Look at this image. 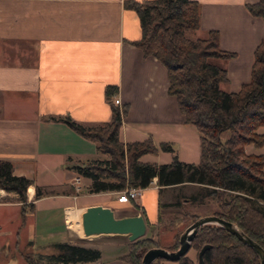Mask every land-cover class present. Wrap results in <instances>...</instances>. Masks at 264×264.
I'll use <instances>...</instances> for the list:
<instances>
[{"label": "crops", "instance_id": "obj_1", "mask_svg": "<svg viewBox=\"0 0 264 264\" xmlns=\"http://www.w3.org/2000/svg\"><path fill=\"white\" fill-rule=\"evenodd\" d=\"M124 1L0 0V159L12 163L13 174L33 180L26 190L23 223V202L16 193L0 188V249L7 247L16 252L21 235L27 243L35 244V236L41 239L63 226L70 242H75L70 229L79 234L77 217L81 218L82 212L94 204L108 206L114 214L120 211L119 216L142 214L146 235L159 223L162 191L167 195V191L174 190L179 208L191 196L181 193L182 188L200 187L195 183L160 186L153 177L136 200L119 201L115 189L89 192L90 178L69 166L105 159L106 155L96 149L95 142L65 122L47 119L49 115L69 114L87 125L108 121L112 102L106 89L111 85L115 87L112 94L120 98L118 107L126 105L119 130L123 142L148 137L156 146L168 142L174 152L179 151V160L198 162L199 132L184 121L175 96L167 92L164 65L133 44L140 37L139 19ZM196 1L200 23L194 31L200 36L192 39L205 36L209 29L218 31L220 47L236 53L219 61L228 76L220 86L236 91L249 79L253 51L263 35V19L252 16L245 7L257 0ZM258 130L264 132V126ZM244 148L247 153L264 154V144ZM172 155L158 150L142 154L140 160L165 163ZM74 177H79V191ZM36 186L42 192L38 197ZM96 236L104 237L87 245L98 248L100 257L79 264H130L120 258L130 241L126 234ZM122 236L127 239L124 244L118 240ZM111 248L117 252L107 254Z\"/></svg>", "mask_w": 264, "mask_h": 264}, {"label": "trees", "instance_id": "obj_2", "mask_svg": "<svg viewBox=\"0 0 264 264\" xmlns=\"http://www.w3.org/2000/svg\"><path fill=\"white\" fill-rule=\"evenodd\" d=\"M124 5L135 10L139 19L140 37L133 41L144 55H152L166 68L167 92L174 95L178 109L186 123L199 132L200 155L196 163L177 158L168 142L154 145L148 137L141 141L123 142L119 137L121 109L111 104L108 121L82 124L69 114L49 115L47 119L68 124L82 136L96 143V149L106 155L84 164L70 165L77 173L90 178L89 192L121 190L126 186H148L156 177L160 186L175 183H195L201 192L189 200H211L215 205L205 214H214L237 225L264 249V154L247 153L245 146L264 144V28L263 35L254 48L249 79L236 91H227L221 84L228 81L227 70L218 61L235 56L234 51L220 47L219 33L209 29L205 36L195 39L186 36V30H196L200 23V5L196 0H125ZM252 16L264 21V0L245 4ZM115 87L108 85L107 97ZM111 101V100H110ZM158 150L172 152L165 163L140 160L145 153ZM33 180L12 173V163L0 159V188L17 194L21 222L27 210L26 190ZM35 187V196L41 195ZM32 204L28 205V209ZM201 214L183 212L181 219L193 222ZM161 219L158 210V222ZM209 244L203 252V264H259L256 252L237 236L216 224L202 225L194 235L190 248L197 253L202 245ZM56 252L40 253L37 257L24 253L27 264H79L100 257V250L83 243L59 241L52 244ZM175 241L169 250L178 247ZM162 246L159 240L141 236L127 243V251L120 258L130 264H141L144 252ZM45 260H41L40 257ZM167 259L158 257L149 264H163ZM176 264H195L187 254Z\"/></svg>", "mask_w": 264, "mask_h": 264}, {"label": "rangeland", "instance_id": "obj_3", "mask_svg": "<svg viewBox=\"0 0 264 264\" xmlns=\"http://www.w3.org/2000/svg\"><path fill=\"white\" fill-rule=\"evenodd\" d=\"M186 36L189 38H193L196 36H200L197 31L194 30H186L185 31ZM218 61H222L219 60ZM179 151H175L176 156ZM179 155V154H178ZM179 159V157H177ZM181 193H186L190 194L192 196L196 195L197 193L201 192L200 187L192 186V185H187L182 188ZM162 191L159 196V211L161 215V220L159 221L157 227L151 232L150 230L147 231L146 235H149L150 237L154 239H158L159 242L162 244V246H169L171 245L175 239H176V234H178V240H179V235L180 233L184 230V228L189 224V222H185L184 220L181 219V215L183 212H195L198 214L202 215H208L205 214L207 211L215 208L214 203L209 200V199H204L203 201L199 199V201L192 203L193 201L190 200L187 204L181 203L180 207L178 208L177 205H175L176 199L174 198L175 191L174 190H169L167 191V195H163ZM181 199V198H180ZM121 212L116 211V216H119ZM199 216V217H200ZM77 219L80 221L81 218L77 217ZM78 226L81 225V222H77ZM69 232L64 229V226L60 228V230H51L47 232L43 238L39 239L40 237L35 236L36 243L32 244L26 242V237L24 235H21L20 237V244L18 247V251H12L7 248V247H2L0 249V264H27L23 254L24 253H31L34 254L36 257L40 253H54L56 252L55 247L52 245L54 242H59V241H70L69 239ZM70 233L72 234V238L74 239L73 241L77 243H83V244H88L91 241H94L99 238H103L104 236H85V235H79L77 231L70 229ZM153 233V234H152ZM142 235V236H146ZM37 238L40 240L41 243H38ZM118 239V238H116ZM119 241H122V244L127 242V239L125 236H122V238L118 239ZM124 241V242H123ZM43 242H48L49 245L46 247L44 245L45 243ZM51 243V244H50ZM128 243V242H127ZM39 244H41L39 246ZM121 245V244H120ZM122 247V246H120ZM125 250V249H124ZM123 251V249L121 250ZM126 251H127V246H126ZM117 252L116 249L111 248L109 251H107V254H114ZM126 253V252H125ZM187 255L192 257L194 261L196 260V250L194 248H189V250L186 252ZM41 260H45L44 257H41ZM174 261H163V264H176L173 263Z\"/></svg>", "mask_w": 264, "mask_h": 264}, {"label": "water", "instance_id": "obj_4", "mask_svg": "<svg viewBox=\"0 0 264 264\" xmlns=\"http://www.w3.org/2000/svg\"><path fill=\"white\" fill-rule=\"evenodd\" d=\"M204 224H216L234 233L239 240L256 252L259 264H264V249L240 230L235 223L214 214L202 215L189 223L180 233L179 245L176 249L169 250L163 246L147 249L141 258V264H149L158 257L169 261H177L180 256L186 254L189 250L194 235ZM81 225L86 236L126 234L129 240L141 237L146 230V222L142 214L116 216L110 207L100 204L90 205L82 212ZM207 247H209V244L201 246L195 264H203V252Z\"/></svg>", "mask_w": 264, "mask_h": 264}, {"label": "built area", "instance_id": "obj_5", "mask_svg": "<svg viewBox=\"0 0 264 264\" xmlns=\"http://www.w3.org/2000/svg\"><path fill=\"white\" fill-rule=\"evenodd\" d=\"M110 100L116 106L121 105L120 98L115 93L111 95ZM78 181H79V177H74V182L76 183L75 184L76 191H79L80 189L79 184H77ZM143 189L144 188L140 186H126L123 189L117 191L118 193L117 199L122 202L136 200L139 196H141Z\"/></svg>", "mask_w": 264, "mask_h": 264}, {"label": "bare ground", "instance_id": "obj_6", "mask_svg": "<svg viewBox=\"0 0 264 264\" xmlns=\"http://www.w3.org/2000/svg\"><path fill=\"white\" fill-rule=\"evenodd\" d=\"M80 222H81V220L79 221V224H80ZM79 235H85L86 236V234L84 233V230H83V228H82V225H79Z\"/></svg>", "mask_w": 264, "mask_h": 264}]
</instances>
